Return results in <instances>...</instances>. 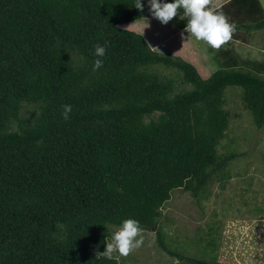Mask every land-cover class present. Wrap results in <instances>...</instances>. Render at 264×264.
<instances>
[{
	"label": "trees",
	"instance_id": "trees-1",
	"mask_svg": "<svg viewBox=\"0 0 264 264\" xmlns=\"http://www.w3.org/2000/svg\"><path fill=\"white\" fill-rule=\"evenodd\" d=\"M142 2L0 0V264H121L97 253L127 218L168 254L211 264L171 248L163 207L176 189L200 198L231 176L244 152H219L225 91L241 86L263 128L264 59L241 65L230 40L212 55L181 34L154 46L134 25L158 20ZM213 9L236 24L231 40L264 30L261 0ZM97 44L106 54L93 71Z\"/></svg>",
	"mask_w": 264,
	"mask_h": 264
},
{
	"label": "rangeland",
	"instance_id": "rangeland-1",
	"mask_svg": "<svg viewBox=\"0 0 264 264\" xmlns=\"http://www.w3.org/2000/svg\"><path fill=\"white\" fill-rule=\"evenodd\" d=\"M261 1L264 5V0ZM141 20L134 25L148 35L154 46L162 45L184 30L180 28L179 17L167 24ZM262 32H256L251 41L259 53L250 49L252 56L259 59H264ZM184 37L196 41L191 34L185 33ZM201 43L210 52V46L204 41ZM245 49L240 51L250 52ZM242 94L243 88L239 85H230L225 91L231 124L219 152H244L227 167L231 176L222 180L220 175H215L200 198L176 189L163 207V230L169 236L171 248L211 264H264V127L255 126ZM209 227H213L212 231ZM140 235L143 243L139 248L127 256L117 253L121 264H187L159 246L156 230H143ZM213 240L216 245L212 244Z\"/></svg>",
	"mask_w": 264,
	"mask_h": 264
},
{
	"label": "clouds",
	"instance_id": "clouds-1",
	"mask_svg": "<svg viewBox=\"0 0 264 264\" xmlns=\"http://www.w3.org/2000/svg\"><path fill=\"white\" fill-rule=\"evenodd\" d=\"M151 15L157 18L162 24H167L178 15V9H183V15L187 18L184 30L181 32L183 37L185 33L195 37L198 41L206 42L210 47L219 49L232 39L236 31V24L230 22L228 17L222 11H216L210 7V0H147ZM145 7L142 0H136L135 8L143 10ZM94 54L98 57L93 64V71L103 66V60L100 59L106 54V47L97 44ZM63 118L67 120L72 111V105L62 106ZM143 231L140 222L135 218H127L121 221L119 229L112 234L111 242L106 243L105 250L102 253L109 257L114 252L121 256H127L134 249L139 248L143 243Z\"/></svg>",
	"mask_w": 264,
	"mask_h": 264
},
{
	"label": "crops",
	"instance_id": "crops-1",
	"mask_svg": "<svg viewBox=\"0 0 264 264\" xmlns=\"http://www.w3.org/2000/svg\"><path fill=\"white\" fill-rule=\"evenodd\" d=\"M228 0H218V1H215V0H210V6L212 7V8H216V7H219V6H221L222 4H224L225 2H227ZM263 4V3H262ZM264 6V5H263ZM256 32H258V31H255L254 33H253V35L250 37L251 39H250V41L249 42H243V41H240V40H230V43H228L229 44V46H234V49H235V51H236V53H237V55H238V57H239V59H240V63H241V65H244V61H246V60H248V59H251V60H262V58L261 59H259V58H256V57H253L252 56V51L254 50V51H256V52H258L259 53V50H257V48H255V47H253V45H252V43H251V41L254 39V37L256 36ZM263 33V32H262ZM226 43V44H227ZM226 44H224V45H226ZM263 45H264V36H263ZM209 48V50H210V52H211V54L212 55H215L217 52H219L220 50L219 49H221V47L219 48V49H214V48H212V47H208ZM240 48L241 49H244V50H246L245 48H248L249 50L252 48L253 50H250V52L248 51V53L247 54H244V53H242L241 51H240ZM263 50H264V48H263ZM251 55V56H250ZM225 59V58H224Z\"/></svg>",
	"mask_w": 264,
	"mask_h": 264
},
{
	"label": "water",
	"instance_id": "water-1",
	"mask_svg": "<svg viewBox=\"0 0 264 264\" xmlns=\"http://www.w3.org/2000/svg\"><path fill=\"white\" fill-rule=\"evenodd\" d=\"M216 264H219V263H216Z\"/></svg>",
	"mask_w": 264,
	"mask_h": 264
}]
</instances>
